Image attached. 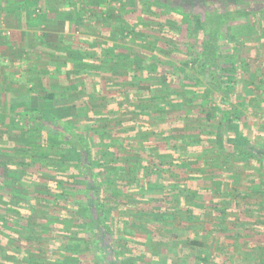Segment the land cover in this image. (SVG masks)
I'll return each mask as SVG.
<instances>
[{
	"label": "trees",
	"instance_id": "trees-1",
	"mask_svg": "<svg viewBox=\"0 0 264 264\" xmlns=\"http://www.w3.org/2000/svg\"><path fill=\"white\" fill-rule=\"evenodd\" d=\"M32 1L30 7L40 5L44 19L51 22L64 14L63 23L82 24L86 17L114 24L112 13L101 8L106 0L92 4L87 0L72 18L62 7H73L80 0ZM120 1L123 21L112 31V39L100 41L98 51L86 48L94 41L88 39L87 46L71 49V56L64 58L78 64L67 75L72 82L68 85L80 89L78 98L68 104L71 90L56 91L45 83L41 98L49 104L70 105L69 122L31 105L18 112L17 120L10 117L5 122L0 117V199L4 200L0 264H127L123 257L135 259L136 252L143 254L136 260L147 264H187V258L179 256L183 251L195 255L188 264H213L205 235L184 239L179 235L191 224L227 222L241 206L239 198L249 196L247 189L235 186L241 177L252 176L249 184L254 189L264 185V142H254L243 131L247 125L240 106L251 102L239 97L233 103L238 82L234 61L231 57L224 63L223 55L230 36L236 40L230 51L244 41L246 32L249 39L264 44V24L251 18L258 15L264 20V0H132L139 7L136 23L124 20L128 3ZM153 6L180 15L181 22L156 21L160 13ZM137 27L140 37L134 35ZM148 27L160 32L150 33ZM179 36L188 37L184 42L190 55L179 47ZM56 38L62 41V36ZM45 40L44 35L39 37L41 44ZM170 47L180 53L179 59L159 62L155 52ZM241 62V70L249 67L247 61ZM89 75L100 77L101 86L93 92L87 88ZM112 85L118 95L110 99ZM82 96L93 103L99 97L105 106L109 102L114 107L99 114L102 109L87 104ZM247 96L264 109L263 95ZM169 116L164 136L163 126L159 131L156 126ZM218 134L224 148L218 151L220 157L213 153L209 157ZM208 169H220L218 174L224 172L226 177L196 183ZM157 180L162 183L159 194L150 191V183ZM203 213L211 215L210 222L201 217ZM149 223L171 225L165 231L173 234L168 240L178 250L174 258L153 260L144 254L152 253L154 246ZM134 226L146 234L142 244L117 234ZM119 237L123 243H117ZM141 245L145 250L139 249Z\"/></svg>",
	"mask_w": 264,
	"mask_h": 264
},
{
	"label": "rangeland",
	"instance_id": "rangeland-1",
	"mask_svg": "<svg viewBox=\"0 0 264 264\" xmlns=\"http://www.w3.org/2000/svg\"><path fill=\"white\" fill-rule=\"evenodd\" d=\"M88 1V3L92 4V2L96 0ZM126 2L128 4L125 5V7H127L126 13L124 14L123 18L130 23H136L138 20L137 15H139V12H137L139 11V7H137L136 3L132 4V0H130V2L129 0H125V3ZM179 2L183 3V1ZM217 2L221 3L222 0H217ZM82 3H87V0H80L76 5H73V7L72 5H70L71 7L65 6L62 7V9L63 11L70 12V18H72L73 14L76 15L77 13L76 9L81 8ZM101 5V8H103L105 11L112 13L111 19L113 20L114 24H108V22L106 21L99 22L96 19H87L86 17L80 21L82 22V24H78V22H74V24H72L71 21H66L65 23H63V21L60 19L61 17H65L64 14H60L61 17L58 20H55L56 22H51L50 20L44 19L45 15L41 13L40 5L37 6L38 12L34 13L35 16L30 15L28 17V14H23V18L27 19L26 25L25 23H23L24 19H20L19 17H17V19L12 16L5 17L4 19L1 17L0 117L4 119L3 121L9 122L10 117H12L13 120H17V115H19L18 112H24L26 105L39 106L44 110L52 111L64 118L66 117L65 121L67 122L70 121L69 119H72L70 116L71 111L68 107L70 105L60 104L63 102H59L56 104H54V102H50L49 104L47 103V101H44L41 96L44 94L45 88L47 86H50L53 90L56 91L64 90V88L66 89V91H68V89L71 90L66 96V99H68V104L78 98L80 89L79 87L73 89L72 87H75L73 85L72 87L69 86L72 82L70 81L69 76H67L69 72L73 71V68L78 66V64H74L76 65L74 67L72 63L64 61L66 59V55L71 56V53H69V51H72L71 49L73 48H84L85 46H87L86 43L88 39L92 38L94 39L93 43H91L90 46L86 48H91L98 51L99 49L97 47V44L105 39L111 40L112 37L110 38V36L112 34V31L115 29V27H117L116 25H118V23L121 24L123 21L121 14L123 3L120 0H106ZM153 8L157 10L156 13H160L159 18H157L156 21H165L166 19H172L176 22H181L180 15L176 14V16H174L165 14L166 11L161 12L160 8L162 7L159 8L157 6H153ZM32 10L35 11L36 8ZM251 18H253L252 21H259L264 24V20L260 19L258 15H253L251 16ZM29 19L35 20L36 22H29ZM236 23L237 22H235V24ZM148 28L149 29L147 30L150 31V33L160 32L158 30H152L150 27ZM137 29L138 32H136L134 35L139 37L142 36L141 28L137 27ZM162 29H164V27L160 28V30ZM249 34L250 33L246 32L244 36L245 38L243 39L244 41H238L237 48L231 51V48H229V46L236 40L233 36L228 37L229 40L226 39L228 42L225 43L223 47H226L225 49L229 50L223 55H226L224 63H229L231 57L234 61V72L236 73L235 77L238 82L235 84L236 91L234 95L236 97L234 98V96H232L233 103L238 102L239 97H243L244 99L250 100L251 102V104H247L245 108L240 106L242 121H244V124L247 125V127L243 131L249 137H251L254 142L262 143L264 142V109L259 110V105L257 107V105H255L256 102L253 100L254 97L249 98V96L247 95L256 92L263 95L264 98V44H260L253 38L249 39ZM42 35L45 36L46 40L41 44L39 42V37ZM57 36H62V41L58 42V40H56ZM179 37L180 38L178 39V45L179 47L184 49H182V52H184L186 49V41L184 42V39H187L188 37ZM261 38L263 39L264 36H261ZM116 43L118 42H115V44ZM119 49L121 51L123 50L121 48ZM185 53H188L187 55H190V50L185 51ZM155 55L157 57V60H159V62L162 61L163 63L167 61L175 62V60H178L180 57V53L172 51L171 47L167 48L165 52H155ZM242 60L247 61V63L249 64V67H247V69L245 70H241L240 68ZM64 64L66 65L65 67ZM57 67L58 69H60L57 70ZM54 71H56L57 74H55L53 78H50V73ZM88 77L90 80H86L87 88L88 91L93 92L100 85V77L99 75H89ZM45 83L47 84V86H45ZM110 88L111 89L107 96L112 99L113 96H116L118 94L116 93V87L114 85H112V87ZM81 98H83V101H85L87 104L89 103L91 105H95V107L101 108L102 111L99 110V114L106 113V108L114 107L111 103V105L108 106L109 102L108 105L105 106L99 97L95 100L94 103L87 96H82ZM13 106L16 107L14 108ZM67 107L68 110L66 111ZM16 108L17 110H15ZM72 114H74V111ZM124 116L125 115H123L121 118L122 121H126L127 119V117ZM115 119L116 118L113 117V120ZM171 120L172 117L169 116L166 120V123L162 122L163 124L156 126L157 131H159L158 129L163 126L161 133H164L165 136L167 130L164 131V129L169 128V126H167V123L171 122ZM222 139L223 138L221 137V134H218L214 144L215 148L211 151L209 157H212V153L218 155L219 149L224 148ZM218 157L220 156L218 155ZM220 171L222 170L217 169L215 171L214 169H208L206 170L205 174L202 175L203 178L201 177L200 179H195V182L199 184L209 183L211 177H226V173L224 172L223 174H218ZM158 180L157 182L150 183V191L159 194L162 191V183H160V181ZM252 181H254L252 176H250L249 179L246 177H241V180L238 182V184L235 185L237 187V190L239 191L247 189L249 191V196L245 198H239L241 206L237 207V210L235 207L234 210L236 211H233V213L228 216L227 222H224V224L221 223L222 226L218 225L217 220L215 223L209 224L207 222L203 226H194L195 224H191L190 226L192 227L189 229H185V233L179 235V238L184 239L185 236L200 237L202 234L205 235L206 246H208V249L212 254V258L210 261L213 264H220L221 262L223 264H264V185L262 186L263 188L254 189L249 184ZM0 203L3 204L4 200L0 199ZM172 206L173 204L170 205V208ZM39 217L41 219L45 218L44 215L41 214L39 215ZM201 217L209 222L212 218L210 214L206 213H203ZM169 226L171 227L170 224L166 225L165 227ZM165 227L160 226L157 223H149V229L154 231V238H152V241L154 243V246L152 248L153 252L151 253V251H146L145 247L142 245L139 247V249L145 250L144 254H146L147 256L155 257L153 258V260H157L159 257L161 259H163V257L171 259L174 258V256H176V254L178 253L177 249H174L173 246L170 247V244L172 242H170L171 240L168 239H171L173 234L165 231L167 229ZM118 232L119 233L117 234H123V236H126L127 239L131 237L132 239H136L137 243L141 242L140 244H142L146 238V234L143 231L139 230L138 227L135 228V226L130 227V229L124 227L121 231L119 229ZM120 238L121 237L117 239V243H123V241H119ZM169 247L170 249L167 250ZM174 250H176V254H174ZM134 255L135 259L130 257H123V262H126L127 264H147L142 261L139 262V259L136 260L137 255H140L141 257L143 256L141 252L139 254H137L136 252L134 253ZM180 255L187 258V264L189 263V261L191 262L195 258V255H193L192 253L188 254L187 251H183L179 254V256ZM129 259L132 260L130 261Z\"/></svg>",
	"mask_w": 264,
	"mask_h": 264
},
{
	"label": "crops",
	"instance_id": "crops-1",
	"mask_svg": "<svg viewBox=\"0 0 264 264\" xmlns=\"http://www.w3.org/2000/svg\"><path fill=\"white\" fill-rule=\"evenodd\" d=\"M32 3V0H0V22H2L1 17L4 19L5 17L12 16L15 19H17V17H19L20 19H24L23 23H25L26 25L27 19L23 18V14H28L29 17L30 15L35 16L34 13L38 12V9H36L35 11L32 10L34 9L33 7H30ZM8 4L10 7L8 6Z\"/></svg>",
	"mask_w": 264,
	"mask_h": 264
}]
</instances>
